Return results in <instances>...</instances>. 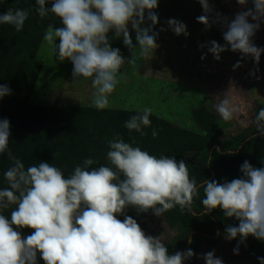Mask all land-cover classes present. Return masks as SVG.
<instances>
[{
    "label": "clouds",
    "instance_id": "1",
    "mask_svg": "<svg viewBox=\"0 0 264 264\" xmlns=\"http://www.w3.org/2000/svg\"><path fill=\"white\" fill-rule=\"evenodd\" d=\"M35 2L41 18L51 14L59 19L61 26L49 25L43 39L59 61L71 62L73 81L91 80V103L97 110L109 106V96L120 83L118 77L123 75L124 65H135L139 58L153 56L159 47V32L154 30L159 23V0ZM197 2L203 10L197 21L206 29L222 27L225 41L221 45L211 40L200 47H207L217 61L221 53L230 50L239 52L241 59L251 57L258 65L264 48L257 46L253 38L264 22V0H251V8L246 7L249 0H236L242 10L233 18L215 11L210 0ZM28 18V10L9 8L0 13V25H12L19 32ZM165 23L175 35H189L182 21L170 18ZM110 34L111 39H122L130 57L112 47ZM240 66L241 61H237L233 68ZM10 95L12 89L0 84V100ZM216 110L225 121L237 111L227 98L221 99ZM150 116L151 109L146 107L131 115L124 127L143 136V129L151 125ZM252 123L264 137V107ZM10 129V121L0 118V155L7 153L12 161L3 173L7 186L0 189V264H38V259L43 264H185L197 255L191 248L170 254L159 236L146 234L126 213L131 208L137 214L151 211L161 217L176 207L181 213L191 212L200 188L206 214L218 209L225 218L238 221V225H227L224 233L227 240L238 239L234 254H239V246L246 244L249 236L264 242V167H254L245 160L239 178L223 183L206 179L198 185L184 159L157 157L116 134L108 140V164L92 167L97 161L85 158L66 177L61 168L46 161L25 167L9 150ZM157 135L153 129L152 137ZM12 205L15 207L5 215ZM25 229L31 234L24 236ZM199 258L205 264H224L215 250ZM257 259L264 264V257Z\"/></svg>",
    "mask_w": 264,
    "mask_h": 264
},
{
    "label": "trees",
    "instance_id": "2",
    "mask_svg": "<svg viewBox=\"0 0 264 264\" xmlns=\"http://www.w3.org/2000/svg\"><path fill=\"white\" fill-rule=\"evenodd\" d=\"M9 8L26 9L29 18L19 32L12 25H0V84L12 89V95L0 100V118L10 121L9 150L25 167L46 161L61 168L67 177L85 158L97 161L92 167L108 164V140L116 134L125 142L135 141L134 146L157 157L184 159L198 185L206 179L223 183L226 179L239 178L240 166L245 160L254 167H264V137L256 128L249 127L238 135L222 139L216 116L205 107L194 109L192 114L201 134L151 114V125L143 129L145 135L141 136L124 127L125 121L138 111L31 104L29 100L42 69L37 56L44 33L49 25L55 28L61 24L51 14L41 18L35 11V0H0V13ZM153 129L158 133L156 138L152 137ZM48 136L52 146L46 151L42 149V140ZM11 163L7 153L0 155V189L7 186L3 173ZM203 196V188H200L191 212L181 213L176 207L157 217L151 211L137 214L129 208L126 214L136 219L146 234L159 236L170 254L191 248L197 255L185 264H205L200 254L211 250L216 253L225 239L226 226L238 225V221L225 218L218 209L206 214L201 203ZM14 207L12 205L4 214H10ZM24 232L26 236L31 234L30 229ZM229 242L236 246L238 239ZM38 264L43 261L38 259Z\"/></svg>",
    "mask_w": 264,
    "mask_h": 264
},
{
    "label": "rangeland",
    "instance_id": "3",
    "mask_svg": "<svg viewBox=\"0 0 264 264\" xmlns=\"http://www.w3.org/2000/svg\"><path fill=\"white\" fill-rule=\"evenodd\" d=\"M210 2L215 11L229 18L242 10L236 0ZM246 7H253L251 0ZM156 12L159 23L154 30L159 32V47L153 56L139 58L135 65H124L123 75L118 77L120 83L109 96L106 109L142 111L147 107L151 114L201 134L192 114L194 109L205 107L216 116L222 139L255 127L252 120L264 107V58L256 65L251 57L241 59L239 52L228 50L221 53V59L217 61L207 47L201 48V44L207 45L211 40L221 45L225 41L222 27L213 25L206 29L197 21L196 18L203 14L197 0H159ZM170 18L186 24L189 35L177 36L168 29L165 22ZM263 23L253 38L257 46L264 37ZM162 27L167 30L160 31ZM132 38L135 44L134 32ZM111 43L112 47L120 48L124 57L131 56L122 39H111ZM135 51L139 53V48ZM37 59L42 63V69L29 100L31 104L95 108L91 103L94 92L91 80L81 78L73 81L71 62L59 61L52 46L44 39ZM237 61H241V66L234 70ZM257 68L258 71H254ZM223 98L237 109L229 121L223 120L216 110ZM44 139L42 149L48 151L52 146L51 138ZM236 246L223 239L215 255L222 258L224 264H259L257 257H264V242L251 236L246 244L239 246V254L233 252Z\"/></svg>",
    "mask_w": 264,
    "mask_h": 264
},
{
    "label": "water",
    "instance_id": "4",
    "mask_svg": "<svg viewBox=\"0 0 264 264\" xmlns=\"http://www.w3.org/2000/svg\"><path fill=\"white\" fill-rule=\"evenodd\" d=\"M263 27H264V23H263ZM258 46L261 47V48H264V37H263L262 41L260 42V44ZM262 58H264V52H262V55L260 57V60Z\"/></svg>",
    "mask_w": 264,
    "mask_h": 264
},
{
    "label": "crops",
    "instance_id": "5",
    "mask_svg": "<svg viewBox=\"0 0 264 264\" xmlns=\"http://www.w3.org/2000/svg\"><path fill=\"white\" fill-rule=\"evenodd\" d=\"M42 92V91H41ZM41 103H43L42 101H41ZM92 108V107H91ZM109 109H112V108H109ZM112 110H122L121 108L119 109V108H117V109H112ZM124 110V109H123Z\"/></svg>",
    "mask_w": 264,
    "mask_h": 264
}]
</instances>
